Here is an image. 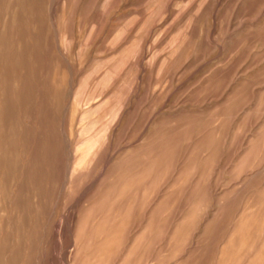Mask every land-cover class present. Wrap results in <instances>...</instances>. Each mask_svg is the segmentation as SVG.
<instances>
[{
    "label": "rangeland",
    "instance_id": "1",
    "mask_svg": "<svg viewBox=\"0 0 264 264\" xmlns=\"http://www.w3.org/2000/svg\"><path fill=\"white\" fill-rule=\"evenodd\" d=\"M0 264H264V0H0Z\"/></svg>",
    "mask_w": 264,
    "mask_h": 264
},
{
    "label": "bare ground",
    "instance_id": "2",
    "mask_svg": "<svg viewBox=\"0 0 264 264\" xmlns=\"http://www.w3.org/2000/svg\"><path fill=\"white\" fill-rule=\"evenodd\" d=\"M91 150H92V149L89 148L88 151L86 152V154H90V153L92 152Z\"/></svg>",
    "mask_w": 264,
    "mask_h": 264
}]
</instances>
